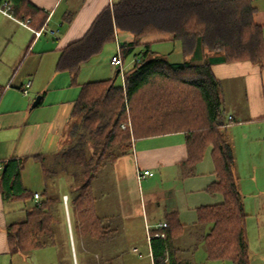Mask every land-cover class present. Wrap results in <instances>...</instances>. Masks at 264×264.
Wrapping results in <instances>:
<instances>
[{"label":"trees","instance_id":"16d2710c","mask_svg":"<svg viewBox=\"0 0 264 264\" xmlns=\"http://www.w3.org/2000/svg\"><path fill=\"white\" fill-rule=\"evenodd\" d=\"M5 1L18 19L38 27L47 19L30 0H0ZM255 12L253 0H119L97 15L83 37L62 48L56 70L68 72L72 85H78L82 65L115 40L117 32L133 36L121 46L122 60L131 54L135 59L124 72V84L116 82L121 71L116 78L79 84L66 129L71 139L67 147L3 163L2 197L29 204L23 220L7 225L10 252L30 253L59 243L57 230L66 212L62 195L51 194L49 187L60 175L71 179V192L66 195L72 230L76 228L83 239L101 245L110 241L116 230L103 223L92 185L98 171L132 153L135 140L181 132L188 152L182 165L184 174H192L213 145L218 179L208 190L224 196L222 203L198 209L199 222L212 224L204 237L208 258L251 264L248 215L235 173L236 156L227 130L221 83L212 64L248 60L263 65V26L254 20ZM159 35L180 40L184 56L192 58L171 63L166 55L153 51L156 40L144 39ZM206 51L213 54L212 59L200 57ZM29 159L41 165L45 185L41 192L23 185L22 173ZM166 222L165 237L151 240L153 264H182L175 239L184 225L175 212L167 214Z\"/></svg>","mask_w":264,"mask_h":264},{"label":"crops","instance_id":"0c3cea01","mask_svg":"<svg viewBox=\"0 0 264 264\" xmlns=\"http://www.w3.org/2000/svg\"><path fill=\"white\" fill-rule=\"evenodd\" d=\"M30 1L47 14L46 21L39 27L18 19L12 11L6 14L0 10V168L13 157L52 153L56 146L61 148L70 112L80 91L79 84L89 81L82 76L91 77L90 81L102 80L97 77L112 72V58L107 69L101 59L91 61L94 56L82 65L76 78L78 85L74 87L70 74L57 71L56 63L61 49L83 37L97 15L119 0ZM253 3L256 6L254 20L263 26L264 36V0H253ZM68 16H71L70 21ZM132 39L130 33H118L117 40L121 45ZM151 40L171 39L164 35L144 39ZM181 48L178 58L184 57ZM176 49L180 51V47ZM171 54H166L171 63H182L192 58L190 55L184 61L173 60ZM200 57L212 59L213 54L206 51ZM17 70L21 76L15 78ZM212 72L220 80L221 99L230 112L226 117L227 130L236 156L235 173L248 215L251 252L254 247L251 227L258 235L264 232V63L259 65L248 60L214 62ZM28 83V95L23 97L20 92ZM39 95L40 102L32 108ZM212 151L213 145H210L203 159L194 166V172L184 174L182 165L188 152L183 133L135 140L132 153L119 157L112 167V195L102 194L96 202L98 213L104 217L103 223L115 229L116 233L103 245L91 240L86 249L101 251L102 264H152L146 228L152 232L159 230L158 225L166 221L167 214L175 212L184 225L183 232L175 239L182 264H233L208 258L204 237L212 224L198 220L200 207L224 201L221 192L208 190L218 179ZM29 162L36 161L29 159L25 169ZM139 169L150 170L153 175L139 180ZM23 185L30 189L24 182ZM14 204L10 205L0 193V264H54L56 259L52 255L57 254V249L48 255L50 261L46 263L34 260L36 253L33 252L42 251L43 247L30 253L10 252L7 225L23 220L29 207L25 202L21 206ZM61 224L66 227L64 220ZM72 241L70 246L65 233L64 240L59 242L65 253L61 264H74L73 255L77 263L75 242ZM145 258L149 262L144 261Z\"/></svg>","mask_w":264,"mask_h":264},{"label":"rangeland","instance_id":"374dc122","mask_svg":"<svg viewBox=\"0 0 264 264\" xmlns=\"http://www.w3.org/2000/svg\"><path fill=\"white\" fill-rule=\"evenodd\" d=\"M118 33H117V37L115 38V40L107 43L104 47V49L102 50V52L100 54H98L97 56H95L94 59H92L91 61H95V59H101L102 61L105 62V64L107 65V69H108V64H111V58L112 55H117L118 54ZM181 41L180 40H170V41H155L152 44V50L155 52H159V54H167L168 52H172V59L176 60H182L184 61V59H186L187 57H177L178 55L181 54L182 48H181ZM180 47V51H177L176 48ZM140 49L137 48L136 51L138 52ZM135 51V52H136ZM167 56V55H166ZM135 59V54H131L129 55L124 61L122 66H117L115 64H111V69L112 72L111 73H106V75H104V77H97L100 79H107V78H114L116 75V71L118 69H121L122 73L127 71L132 65H133V60ZM190 60V59H189ZM193 62V60H192ZM92 63V62H90ZM18 70L16 71L15 74V78L18 75V77H20V73H17ZM122 73H120V75L117 77L116 82L120 83L123 81L122 78ZM82 78H86L85 81H90L89 78L91 77H83ZM16 86V85H14ZM76 85H74L75 87ZM30 88V87H29ZM29 88H28V92H29ZM23 95V92H20ZM23 97H27L26 95ZM223 102V101H222ZM224 108H225V116L228 117L230 112H229V108L228 105L224 102L223 103ZM68 132H66L65 138H64V142L60 145V147L64 148L67 147L71 141L70 137L67 136ZM59 148V147H58ZM57 146L53 149V150H58ZM60 149V148H59ZM114 166V164H108L106 166H104L103 168H101L98 173L97 176L93 179V189H94V193L95 195L98 197L97 198V202L100 200V198H102V194L108 196V195H112L113 193V169L112 167ZM23 182L25 184L26 187L33 189V190H38L39 192L43 191L45 189V185H44V180H43V172H42V168L41 165L38 162H29L26 166V169L23 172ZM70 185H71V179L70 177H67L65 175H60L58 177H56L54 179V181L50 184L49 190L51 194H61L63 197V204L65 207V223L66 227L61 224L58 227L57 230V236L56 239L58 242H61V240H64V234H67L68 237V241L71 244H73V241L76 244V259L78 260L77 263L78 264H102V253L101 251L99 252L97 249V252L93 250V248H88L90 245V241L91 239L87 238V239H83L82 236L80 235V233L77 232L76 228H74V230L70 229V225H69V218L67 215V208L66 205L64 203V198L67 192H71L70 190ZM112 191V192H111ZM105 196V197H106ZM10 205H12L13 203H15V206H21V204L24 203V201H9ZM69 203L68 202V209H69ZM70 211V209H69ZM18 215V214H17ZM250 233H251V238L252 241L254 242V247L253 250L251 249L250 252V256H251V264H264V232L263 234H256L253 230V227H251L250 229ZM62 235V236H61ZM261 236L260 240L259 237ZM82 242L84 245H82ZM85 242V243H84ZM64 243V242H63ZM57 245V244H56ZM63 245L60 243H58V246L55 247L54 245H46L45 247H43L42 251L38 252H33L36 253L34 260H37L39 263L43 262L46 263L48 261H50V257L48 255H52L53 253L56 252L57 249V254L56 255H52V257H54L56 259L54 264H61V259L65 256V253L63 252L62 249ZM82 247L84 248L82 250ZM45 253V254H43ZM96 253V255H95ZM134 255V254H132ZM137 257V255H135ZM72 257V255H71ZM73 260H74V264H76V260L75 257L73 255ZM147 260L148 258H145L144 261ZM58 262V263H56ZM149 262V261H148ZM153 264V263H152Z\"/></svg>","mask_w":264,"mask_h":264},{"label":"built area","instance_id":"2783aa9c","mask_svg":"<svg viewBox=\"0 0 264 264\" xmlns=\"http://www.w3.org/2000/svg\"><path fill=\"white\" fill-rule=\"evenodd\" d=\"M0 10L6 14L9 13V11H11V5L8 3V2H0ZM116 37H117V33H116ZM121 44L118 42V54L117 55H114L112 57V63L117 65V66H122L123 64V60L121 58V54H120V50H121ZM121 71V69H120ZM122 73V71H121ZM122 78H123V81L122 83L124 84V72L122 73ZM30 87V83H28L23 89H22V92L24 95H28V88ZM153 175V172L150 171V170H142V169H139L137 171V177L139 180L143 179L144 177L146 176H152ZM35 199H39V194L38 193H35ZM64 203L66 205V208H67V215H68V218L69 217V209H68V196L65 195V198H64ZM69 220V219H68ZM168 226L167 222L164 221L162 223H160L158 225V228H159V232L155 233V234H152L151 233V230L149 229V227L146 228V237H147V243H148V247H149V251H150V256H151V259H152V263H153V253H152V246H151V240L152 238L154 237H162L164 238L165 237V232L163 231L164 228H166ZM137 250V249H135ZM77 264V263H76Z\"/></svg>","mask_w":264,"mask_h":264},{"label":"water","instance_id":"95a60500","mask_svg":"<svg viewBox=\"0 0 264 264\" xmlns=\"http://www.w3.org/2000/svg\"><path fill=\"white\" fill-rule=\"evenodd\" d=\"M119 72H120V69H118V70L116 71V75H115L114 78H116V77L119 75ZM40 100H41V95H39V96L36 97V99L33 101L31 107H32V108L36 107V106L38 105V103L40 102ZM5 168H6V165L4 166V170H5Z\"/></svg>","mask_w":264,"mask_h":264}]
</instances>
